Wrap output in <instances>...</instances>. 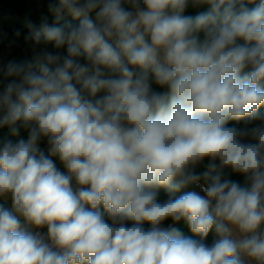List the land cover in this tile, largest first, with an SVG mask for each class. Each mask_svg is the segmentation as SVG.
Here are the masks:
<instances>
[{
	"label": "clouds",
	"instance_id": "obj_1",
	"mask_svg": "<svg viewBox=\"0 0 264 264\" xmlns=\"http://www.w3.org/2000/svg\"><path fill=\"white\" fill-rule=\"evenodd\" d=\"M247 3L50 0L55 22L26 21V39L66 54L0 66V128L28 130L0 140V264H264V0ZM192 185L204 195L158 201Z\"/></svg>",
	"mask_w": 264,
	"mask_h": 264
},
{
	"label": "trees",
	"instance_id": "obj_2",
	"mask_svg": "<svg viewBox=\"0 0 264 264\" xmlns=\"http://www.w3.org/2000/svg\"><path fill=\"white\" fill-rule=\"evenodd\" d=\"M50 0H0V66L7 64L8 61L15 60V61H24L30 60L32 57L37 54L41 53L45 50L52 51V52H61L62 54H66V48L62 49H55L52 44H45L41 42L37 45L34 41L26 39L29 33V29L25 26L26 21H32L37 26L40 25L42 22L43 17L48 18V22L51 24L55 22V17L51 14L48 10V4ZM259 0H256L258 3ZM248 7H255L256 5L253 3H247ZM209 6L203 5L200 7L193 8L191 5L186 9L184 15H192L195 16L197 13L206 11ZM92 18L94 19L95 14H91ZM65 22H71L73 24H78V21L75 20L70 14L63 13L62 19L59 22L63 24ZM19 33V35H17ZM201 39H203V34H201ZM240 43H243L242 41ZM83 63V59H81ZM11 78H6L2 74H0V92L3 91L4 86L9 82ZM151 87L153 91L157 92H166L168 89L166 87H160L155 82L154 79L151 82ZM102 95V93L98 94ZM260 112H264V106H261L259 109ZM19 126V122L18 125ZM228 126H237L243 127L244 122L241 121L237 123L236 121H229ZM10 139L13 142H16L20 139L27 140L28 138V130L24 129L23 127L20 128L19 135L13 136L10 132V129L7 126L0 128V140L3 139ZM39 148L44 154L50 155L48 150V144L46 139H42L39 142ZM56 166L61 165V168H64L65 174H67V169L63 165V163L59 160L58 157H51ZM209 163L207 159H205L201 164L197 165L194 171L196 173H202L206 170V166ZM218 164V161L216 162ZM223 178L230 179L232 181L238 182L241 185L244 184V177L240 174L233 173L230 169H225V176ZM203 183V182H201ZM193 185L187 188L181 189L179 192L176 193H169L164 188H160L158 190V201L164 202L169 198L171 195L173 198L182 195L184 192L192 191ZM204 195V194H203ZM0 207L7 208L11 210V197H0ZM107 218V217H106ZM129 225L131 222H128ZM162 228H169V227H176L180 230V232L185 237H191L193 239H199L198 236H195L188 226L186 225L185 221L181 220L179 222H173L170 218L163 221L160 225ZM143 227L147 230L151 227L150 224L144 223ZM264 229V227L262 228ZM219 239L216 235L215 231L210 230L208 236L205 238L204 243L208 246H212L214 242Z\"/></svg>",
	"mask_w": 264,
	"mask_h": 264
},
{
	"label": "built area",
	"instance_id": "obj_3",
	"mask_svg": "<svg viewBox=\"0 0 264 264\" xmlns=\"http://www.w3.org/2000/svg\"><path fill=\"white\" fill-rule=\"evenodd\" d=\"M57 168H58L60 171L65 172L64 168H61V165H60V164L57 165ZM72 186H73L74 189L78 187V185L75 183V180H73V182H72ZM193 188H194L193 190L199 192L201 195L204 194V193L201 191L200 187L193 185ZM11 208H12V207H11ZM263 227H264V225L261 226V228H263ZM212 230L215 231L214 229H212ZM32 231H33L34 233H40V234L43 235L45 238L47 237V226H43V227H40V228H36V227H35Z\"/></svg>",
	"mask_w": 264,
	"mask_h": 264
},
{
	"label": "crops",
	"instance_id": "obj_4",
	"mask_svg": "<svg viewBox=\"0 0 264 264\" xmlns=\"http://www.w3.org/2000/svg\"><path fill=\"white\" fill-rule=\"evenodd\" d=\"M21 221H22V223L24 222L23 218H21ZM34 228L35 227H30V230L32 231ZM234 234L239 235L238 230L234 229Z\"/></svg>",
	"mask_w": 264,
	"mask_h": 264
}]
</instances>
